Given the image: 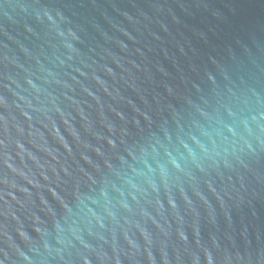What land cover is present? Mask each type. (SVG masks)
Returning a JSON list of instances; mask_svg holds the SVG:
<instances>
[{"label":"water","instance_id":"95a60500","mask_svg":"<svg viewBox=\"0 0 264 264\" xmlns=\"http://www.w3.org/2000/svg\"><path fill=\"white\" fill-rule=\"evenodd\" d=\"M0 98V264H264V0H0Z\"/></svg>","mask_w":264,"mask_h":264},{"label":"clouds","instance_id":"9594fccd","mask_svg":"<svg viewBox=\"0 0 264 264\" xmlns=\"http://www.w3.org/2000/svg\"><path fill=\"white\" fill-rule=\"evenodd\" d=\"M5 101L3 100V98H0V104H4ZM30 119V117H28ZM2 119V118H0ZM55 130V128H54ZM174 166H176L177 168H179L178 164H175V161H173ZM9 168H11L13 171H15V169L12 167V165L10 163H8ZM161 173H164L163 167L161 166ZM153 188H155V185H152ZM21 235H23V233H20ZM181 239L186 240V237L183 236V234H181ZM208 256V264H212V258L210 254H207ZM85 264H87V261H85ZM196 264H198V260L196 261Z\"/></svg>","mask_w":264,"mask_h":264}]
</instances>
